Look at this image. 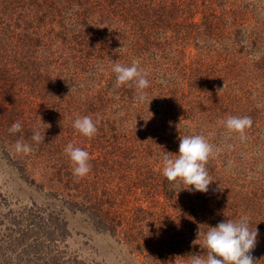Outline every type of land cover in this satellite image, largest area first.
<instances>
[{"label": "trees", "instance_id": "16d2710c", "mask_svg": "<svg viewBox=\"0 0 264 264\" xmlns=\"http://www.w3.org/2000/svg\"><path fill=\"white\" fill-rule=\"evenodd\" d=\"M253 7L249 0H0V145L30 144L39 164L52 163L63 188L52 194L58 209L31 205L15 216L4 214L11 216L12 250L3 257L0 241V264H83L66 258L60 246L71 234L67 213L79 214L130 251L144 250L140 264H189L188 255L206 257L200 244L208 228L246 216L258 230L251 255L255 264H264V171L259 185L248 166L252 179L241 181L234 169L225 172L231 148L224 141L232 136L231 145L255 147V133L248 128L241 140L213 129L219 110L250 116V130L264 127L263 106L247 99L252 85L264 81V52L255 60L251 45L228 65L229 58L222 61L227 52L221 55L225 40L233 52L255 43V32L237 29L251 25ZM258 29L264 32V23ZM133 61L149 80L143 102L133 83L117 87L112 72V62ZM238 64L248 70L249 82L233 92L220 90L223 66L233 73ZM83 116L92 117L98 129L91 138L72 126ZM17 121L21 131L9 133ZM34 130L44 142L32 141ZM196 134L214 148L206 164L213 182L206 193L184 189L179 181L171 189L162 157L178 154L180 136ZM69 143L90 155L83 178L72 174L64 152ZM6 154L34 183L24 157ZM150 190L155 192L147 202Z\"/></svg>", "mask_w": 264, "mask_h": 264}, {"label": "rangeland", "instance_id": "374dc122", "mask_svg": "<svg viewBox=\"0 0 264 264\" xmlns=\"http://www.w3.org/2000/svg\"><path fill=\"white\" fill-rule=\"evenodd\" d=\"M249 1L254 6V11L251 13L252 19L251 21H248L251 22V25L248 26L246 23L245 26L243 24L241 27H237V29L242 28L244 35L253 34L255 32V43L247 41L244 45L236 47L233 52L231 51L232 43L225 40V44L228 43V47H225L226 50H222L221 55L227 52L226 58L222 60L224 61L229 58L226 60L227 62H224L227 65L232 61L233 55L236 60L240 57H244L242 56V54H245L244 50L250 49L252 47L251 45H255V60L262 51L264 52V32L258 31L259 25L264 23V0ZM254 22L255 27L253 25ZM235 30L236 28L230 29V32L232 34H237ZM238 66H241V64H238L237 67ZM223 67L224 70L219 73L220 76L217 79L222 83L220 89L223 88L222 90L224 91L233 92V90L236 91L239 86H244L249 82L246 77L247 75H250L248 70L241 71V68L238 67L233 73H229L228 67ZM214 81L212 82L215 83ZM248 88L250 87L248 86ZM250 90L252 95H248L247 99L252 101L255 100V105L258 107L263 106L262 110H264V81L255 83V86L252 85ZM247 99L245 98V100ZM233 113L234 112L230 111L221 113V110H219L218 119L213 129L215 131L226 129L223 127L221 121L225 120L228 116H235L232 115ZM247 130L248 128L245 132H247ZM248 131H250V133H255V147L254 145L251 146V143L249 142L243 146L239 141L231 145L233 137H226L227 143L225 140L224 144L226 145L224 147L229 145L231 149H227L226 151V158L229 160V163L228 166L225 167V172L231 173V170L234 169L236 173L239 174L240 180L242 179L241 181H244L246 178L252 179L254 176L252 172H255V182L259 185L263 183L260 180V176L264 171L263 163H261L264 158V127H262L261 124H255V127H253L252 130L249 128ZM223 139H225V136ZM2 147H5L6 150L3 151ZM6 151L9 152L11 156H14V160L16 156L24 157V159L20 160H24V164L26 162L25 167L31 175L30 178L34 180V183L29 184L26 182L17 165L10 162L9 158H7ZM39 161L40 158L35 155L34 151L30 153H17L14 149V144L6 146L0 145V216L2 217L0 220V239L2 238L4 240L0 241L4 246V249L2 250L3 257H9L11 254L9 250H12L9 243H7L9 242L10 234H12V229L10 228L11 216L4 214H7V212L10 211L15 216L18 211H21L24 208H29L31 205H36L39 208L51 207L58 209L60 207V201L55 200L52 197V194L53 192L62 193L63 188L61 182H59L57 176L54 174V170L50 168L52 163L48 165V162L46 161L45 164H39ZM236 163L239 164L236 165ZM252 165H255V170ZM247 166L248 168L253 169L252 172H246L245 168ZM139 190H141V188H139ZM135 192L138 191L135 189L134 193ZM153 192L155 191L149 193V198L148 196L145 197L147 202L150 200ZM157 194L159 193L157 192ZM126 200L129 199L126 198ZM77 215L78 216H72L67 213L69 220L68 229L71 234L64 243L60 244L61 249L66 252V258L75 257L83 264H140L143 262V257L145 255L144 250L141 251L137 248L130 251L129 248L119 244L118 239L112 238L107 234H100L93 230L84 223L79 214ZM23 247L24 246H21V248ZM16 254L17 253L12 254V257H15ZM178 264L184 263L180 261Z\"/></svg>", "mask_w": 264, "mask_h": 264}, {"label": "clouds", "instance_id": "9594fccd", "mask_svg": "<svg viewBox=\"0 0 264 264\" xmlns=\"http://www.w3.org/2000/svg\"><path fill=\"white\" fill-rule=\"evenodd\" d=\"M112 72L115 73L117 87L133 83L137 91V99L143 102L144 89L149 87V80L146 78L147 73L139 67L138 62L133 61L131 66L112 62ZM221 123L229 133H238L243 140L245 130L252 126L253 121L250 116H228ZM72 126L89 138L98 131L90 116L76 118ZM21 129L22 125L17 121L11 124L8 132L15 134ZM44 138L38 130H34L31 137L37 144L44 142ZM179 141L178 154L164 153L161 160L162 175L172 183L171 189L176 190L174 182L179 181L187 185L184 189L192 186L195 191L206 193L213 182L206 168L210 156L214 155L213 146L200 134L180 136ZM14 149L17 153L32 151L31 145L22 140L15 142ZM64 152L73 165L74 177L83 178L90 172V155L86 150L69 143ZM199 234L200 232L198 236ZM257 236L258 230L256 227L255 229L249 227V219L246 216H242L237 221L231 219L222 221L214 227H209L203 235L200 247L206 251V257L201 254L188 255L189 264H255L251 252L256 246Z\"/></svg>", "mask_w": 264, "mask_h": 264}]
</instances>
